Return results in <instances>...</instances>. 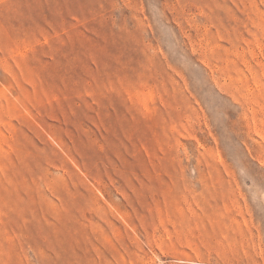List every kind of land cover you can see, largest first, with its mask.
<instances>
[{
	"label": "rangeland",
	"instance_id": "1",
	"mask_svg": "<svg viewBox=\"0 0 264 264\" xmlns=\"http://www.w3.org/2000/svg\"><path fill=\"white\" fill-rule=\"evenodd\" d=\"M0 264H264V0H0Z\"/></svg>",
	"mask_w": 264,
	"mask_h": 264
}]
</instances>
